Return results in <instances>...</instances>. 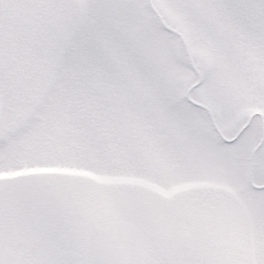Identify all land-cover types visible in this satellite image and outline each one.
Returning a JSON list of instances; mask_svg holds the SVG:
<instances>
[{
    "label": "snow or ice",
    "instance_id": "obj_1",
    "mask_svg": "<svg viewBox=\"0 0 264 264\" xmlns=\"http://www.w3.org/2000/svg\"><path fill=\"white\" fill-rule=\"evenodd\" d=\"M0 264H264V0H0Z\"/></svg>",
    "mask_w": 264,
    "mask_h": 264
}]
</instances>
